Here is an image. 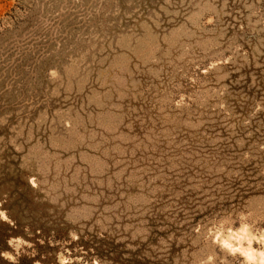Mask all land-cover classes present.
<instances>
[{"label": "rangeland", "instance_id": "rangeland-1", "mask_svg": "<svg viewBox=\"0 0 264 264\" xmlns=\"http://www.w3.org/2000/svg\"><path fill=\"white\" fill-rule=\"evenodd\" d=\"M0 264H264V0H0Z\"/></svg>", "mask_w": 264, "mask_h": 264}]
</instances>
